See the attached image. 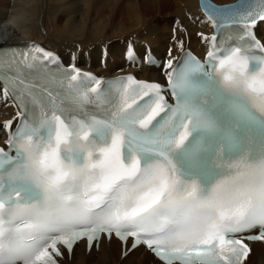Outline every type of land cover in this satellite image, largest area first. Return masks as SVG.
I'll list each match as a JSON object with an SVG mask.
<instances>
[{"label":"snow or ice","instance_id":"6c2138e0","mask_svg":"<svg viewBox=\"0 0 264 264\" xmlns=\"http://www.w3.org/2000/svg\"><path fill=\"white\" fill-rule=\"evenodd\" d=\"M202 6L216 31L203 60L167 62L174 103L132 75L41 73L38 45L0 51L25 117L0 148V264H57L58 245L102 234L164 264H244L264 241V44L248 30L264 0Z\"/></svg>","mask_w":264,"mask_h":264},{"label":"bare ground","instance_id":"6f19581e","mask_svg":"<svg viewBox=\"0 0 264 264\" xmlns=\"http://www.w3.org/2000/svg\"><path fill=\"white\" fill-rule=\"evenodd\" d=\"M258 31L264 38V22ZM211 33L198 0H0V42L35 40L65 62L99 69L101 75L132 71L135 55L151 50L167 60H176L184 48L205 52L209 41L203 37ZM142 70L163 76L157 69ZM18 112L0 86V143L7 137L5 123L13 124ZM59 264L164 263L143 247L123 256L122 242L112 236L89 251L82 241ZM244 264H264V242L253 244Z\"/></svg>","mask_w":264,"mask_h":264}]
</instances>
